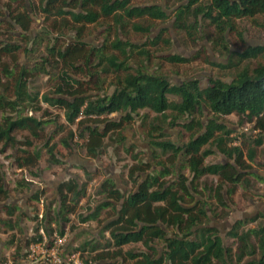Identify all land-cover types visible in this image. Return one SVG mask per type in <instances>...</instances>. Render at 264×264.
I'll list each match as a JSON object with an SVG mask.
<instances>
[{"label": "trees", "instance_id": "trees-1", "mask_svg": "<svg viewBox=\"0 0 264 264\" xmlns=\"http://www.w3.org/2000/svg\"><path fill=\"white\" fill-rule=\"evenodd\" d=\"M162 1L167 6L178 5L174 12L177 32L195 45L204 39L228 54V36L239 34L244 43L236 20L264 15V0ZM134 2L0 0L1 152L27 154L22 148L38 142L46 150L49 164L62 165L64 151L72 152L75 140L81 139L86 156L97 160L107 141L124 144L126 130L140 118L147 159L126 149L133 161L125 185L130 189L123 192L115 180L105 178L96 192L101 202L81 220H98L102 211L110 209L101 233H109L111 241L105 251L95 241H85L79 249L88 252L90 260L105 264H242L247 258L250 261L244 264H264V225L252 226L264 215L244 219L227 234L236 246L228 244L212 225L229 216L226 196L233 204L240 187L250 188L251 178L264 182V176L252 171L259 152L264 155V62L242 67L231 82L210 78L206 85L195 79L174 84L148 69L156 54L147 47L172 45L165 29L150 38L151 24L166 22L169 15L160 5ZM34 16L42 17L44 25L36 39L31 37ZM96 25L104 27L99 47L85 41ZM130 31L147 38L146 43H134L128 38ZM42 46L44 53L32 61ZM259 54H264V47L246 48L242 57ZM161 59L172 64L188 61L177 55ZM206 61L212 64L209 58ZM40 77L52 82L45 92L37 86ZM106 88L113 89L112 93ZM50 108L62 113L66 126L58 125ZM229 115L237 117L239 126L250 124L254 139L242 138L236 143L234 131L221 120ZM48 124L66 137L54 143L55 134H46ZM17 133L27 134L18 139ZM207 147L215 148L229 162L206 164L215 154ZM34 155L37 159L42 156L37 149ZM82 170L83 182L68 180L58 188L54 216L45 210L49 224L55 223L61 234L86 198L89 185L100 177L98 171ZM208 176L216 178L215 186L204 184L200 189L199 182ZM40 194L31 200L39 202ZM207 194L215 205L207 201ZM9 199L5 176L0 174V205ZM2 209L9 218L17 210L14 205ZM20 215L24 217L26 212ZM5 225L13 227L10 221ZM9 243L13 245L14 240ZM131 244H140L142 249H123Z\"/></svg>", "mask_w": 264, "mask_h": 264}, {"label": "rangeland", "instance_id": "rangeland-1", "mask_svg": "<svg viewBox=\"0 0 264 264\" xmlns=\"http://www.w3.org/2000/svg\"><path fill=\"white\" fill-rule=\"evenodd\" d=\"M7 1V0H2ZM135 4L143 6L150 4H157L164 8L169 15V20L166 22L153 23L150 38L154 39L158 37L162 30L169 31L172 37V45L169 48L164 43H161L158 48H151L153 55L156 54V58H152V62L148 65L150 72H158L165 75L172 83L178 84L189 79H195L202 81L205 85L208 84L210 78L222 80L224 82H231L233 76L242 67L249 66L255 67L259 63L264 62V54H259L257 57L243 58L246 48H261L264 47V15H257L253 18H243L236 20L238 32L243 35L244 43L241 41L239 34L227 37L230 47V53H226L219 46H214L212 43L206 40H198L197 44L191 43V41L182 32H177L174 28V12L178 5L171 4L170 6L162 0H134ZM35 24L33 31L31 32L32 39H36L37 35L44 29L42 24V17L34 16ZM104 27L96 25L90 28L86 37V42L90 45L99 47L102 40L101 34ZM165 37H169L165 35ZM130 40H133L136 44H144L147 38L142 37L133 31L129 32ZM40 53H44V47H40L37 53L32 55V61H34ZM177 55L184 57L188 61L186 63H169L162 56ZM212 62L208 63L206 59ZM26 62V59H24ZM237 63V65H234ZM223 65L224 67L218 66ZM239 67V68H238ZM47 78L40 77L37 81V86L42 92H45L52 82L46 83ZM109 93H112L113 89H105ZM43 107H47L43 105ZM51 117L57 120L58 125H67L62 113L52 108L49 109ZM143 114V112H141ZM39 117V114L37 115ZM227 127L234 131L232 135L238 140L243 138L245 140L254 139L252 137L251 125L246 124L244 127L239 126L238 119L234 115H229L221 119ZM57 125V124H56ZM75 131L76 127H72ZM58 132V133H56ZM127 140L124 144L111 143L107 141L106 146L103 149V154L100 159L93 160L86 156L85 149L83 147V141L76 139V147L72 152L64 151V163L62 165H51L47 162L48 156L46 150L42 149L41 143L35 142V146L26 149L27 154L13 152L12 150H6L1 152L0 146V174L5 176V184L10 191V199L0 205V260L5 257V253L11 251L15 245H20L22 239H24L30 230L34 227V220L36 213L40 211L42 205L45 210L51 211L50 217L54 216L55 211L58 209V196L57 190L60 185L68 180H78L80 183L85 180L84 172L82 168L90 171L100 173V177L93 183H91L87 190V196L78 205L76 213L71 216V224L69 228V241L71 244L80 246L85 241H95L102 245L101 250L105 251L104 246L109 243V233L102 234V229L105 225V219L110 213V209L101 212L98 220L87 221L82 223V218H86L90 215L91 210H94L101 202L96 192L99 189L101 182L109 177L115 180L121 190L125 192L129 190L131 186H125L128 182L127 170L132 165L131 153H127L126 149L130 148L134 153H137L140 159H147L148 144L145 138V134L141 128L140 118H136L135 122L126 130ZM27 133H17L18 139H23ZM47 136L55 134L54 143H58L60 139L66 137L65 132L58 131V128L54 124H48L46 126ZM173 139L177 140L178 134L176 132L171 133ZM215 150V154L208 157L205 161L206 164H220L227 163L229 160ZM34 149L41 151V158H36L34 155ZM253 172L264 176V155L259 152L258 158L255 163L252 164ZM186 175L189 174L188 170L184 171ZM200 189L207 185L208 188L214 187L216 178L213 176L204 177L200 182ZM30 184V185H28ZM28 185V186H27ZM41 192L40 201L36 202L31 200L33 195ZM213 195V194H212ZM211 205H215L216 202L213 198H209L208 194L205 197ZM230 210L229 216L222 223L217 224L215 221L212 225L217 226L221 231V236L228 244L236 246L235 240L227 238V234L233 231L238 223L244 219L251 218L258 215H264V182H260L257 179L251 178V186L249 189L244 190L243 187L238 189V192L233 197V204H231L227 198ZM39 203L40 206H39ZM15 206L17 210L12 218L4 212L2 206ZM25 211L26 216L21 217L20 212ZM112 214V213H111ZM19 220L15 224L16 220ZM6 221H10L13 227L5 225ZM263 224L264 218L258 219L252 224V226ZM242 229H247L243 227ZM13 239L14 244L10 245L9 241ZM137 250L142 249L140 244L127 245L124 250ZM160 251L162 248H159ZM250 261L247 258L245 262ZM98 262V261H96ZM124 264H132L127 262Z\"/></svg>", "mask_w": 264, "mask_h": 264}, {"label": "built area", "instance_id": "built-area-1", "mask_svg": "<svg viewBox=\"0 0 264 264\" xmlns=\"http://www.w3.org/2000/svg\"><path fill=\"white\" fill-rule=\"evenodd\" d=\"M70 224L61 234L55 223L49 224V217L45 216V208L41 205L35 216L34 227L20 245H15L5 253L0 264H102L90 260L88 252L71 244L68 240ZM36 225H39L38 229H35Z\"/></svg>", "mask_w": 264, "mask_h": 264}, {"label": "crops", "instance_id": "crops-1", "mask_svg": "<svg viewBox=\"0 0 264 264\" xmlns=\"http://www.w3.org/2000/svg\"><path fill=\"white\" fill-rule=\"evenodd\" d=\"M107 178H109V177H107ZM131 245H133V244H131ZM125 247V246H124ZM142 247V246H141ZM124 249V248H123ZM126 251V250H125ZM102 264H105V262H102Z\"/></svg>", "mask_w": 264, "mask_h": 264}]
</instances>
